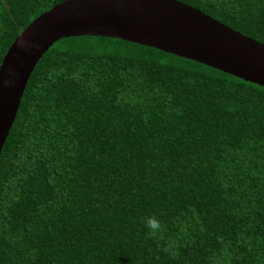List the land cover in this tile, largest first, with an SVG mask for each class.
I'll list each match as a JSON object with an SVG mask.
<instances>
[{
	"label": "trees",
	"instance_id": "1",
	"mask_svg": "<svg viewBox=\"0 0 264 264\" xmlns=\"http://www.w3.org/2000/svg\"><path fill=\"white\" fill-rule=\"evenodd\" d=\"M59 1L0 0V60ZM180 1L264 42V0ZM0 264H264V86L119 38L54 41L0 149Z\"/></svg>",
	"mask_w": 264,
	"mask_h": 264
},
{
	"label": "water",
	"instance_id": "2",
	"mask_svg": "<svg viewBox=\"0 0 264 264\" xmlns=\"http://www.w3.org/2000/svg\"><path fill=\"white\" fill-rule=\"evenodd\" d=\"M119 38L264 86V42L180 0H61L33 17L0 60V149L35 63L57 39Z\"/></svg>",
	"mask_w": 264,
	"mask_h": 264
},
{
	"label": "clouds",
	"instance_id": "3",
	"mask_svg": "<svg viewBox=\"0 0 264 264\" xmlns=\"http://www.w3.org/2000/svg\"><path fill=\"white\" fill-rule=\"evenodd\" d=\"M143 222L149 230V236L155 237L163 230L161 221L154 214L144 217Z\"/></svg>",
	"mask_w": 264,
	"mask_h": 264
}]
</instances>
